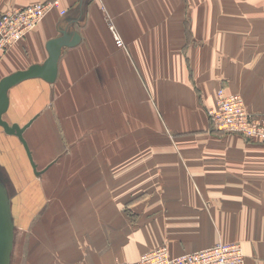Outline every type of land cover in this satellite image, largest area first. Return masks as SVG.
I'll use <instances>...</instances> for the list:
<instances>
[{"label":"crops","instance_id":"crops-1","mask_svg":"<svg viewBox=\"0 0 264 264\" xmlns=\"http://www.w3.org/2000/svg\"><path fill=\"white\" fill-rule=\"evenodd\" d=\"M39 1L45 0H0V13ZM60 2L64 14L53 9L10 50L0 48L1 79L44 63L49 42L64 31L81 37L63 48L54 82L30 78L9 91L5 118L12 108L13 122L22 123L21 115L33 119L24 137L43 171L35 172L26 152L24 169L37 180L14 210L16 225L29 251L46 245L47 257L28 264L136 262L164 243L177 255L218 241H238L246 264H264V143L215 129L208 113L220 87L264 112V0ZM72 114L155 119V147L140 150L154 164H140L136 186L145 195L133 202L134 219L125 213L133 196L124 175L130 165L123 166L121 182L108 175L64 185L50 177L62 170L50 161L63 151L45 155L46 145L31 132L52 131L50 119ZM72 125L66 123L71 131ZM68 188L81 189L72 201Z\"/></svg>","mask_w":264,"mask_h":264},{"label":"rangeland","instance_id":"rangeland-1","mask_svg":"<svg viewBox=\"0 0 264 264\" xmlns=\"http://www.w3.org/2000/svg\"><path fill=\"white\" fill-rule=\"evenodd\" d=\"M50 1H55V0H45L39 2H50ZM39 2L30 3L25 6ZM17 8L18 7L14 9ZM2 13L4 12H1L0 16ZM61 14L64 13L61 12ZM112 29H114L113 26ZM115 35L117 37H120L116 32ZM14 44H12L9 47L1 48V49H3L4 51L10 50L14 46ZM220 88L226 89L225 87H220ZM11 110L12 108L9 110V113L8 115H6V118L10 120V122L11 121L13 122L16 120L9 118V115L12 116ZM256 113L264 114V112H256ZM27 118L25 115H21V119L18 120L22 122L21 124H23L27 122L26 121ZM75 118L77 117L74 116V114L69 115L67 119H58V117L56 116L55 119H50L52 131L50 130V127H48V129L47 128L44 129V132L42 134L41 132L38 133L37 131L31 132V136L34 137L40 136L42 143L46 145L47 150L44 152L45 155L48 153L50 156V153L52 152L55 156V152L58 151L59 148L61 151H63L61 156L57 155L53 159L50 158L52 159L50 162L56 160L55 163L58 162L59 164L62 165V170L60 172H58L57 170H56L57 172L52 170L49 173L50 177L52 178V180L55 179L56 181L60 180L63 183L68 182L67 184L64 185H68L70 182L73 181H77V182L82 181L83 179L91 180L93 178L96 180V178H98L101 180L104 178V176H108V175L109 176L113 175V178L116 182H121L123 180V174H124L123 166L128 168L130 165L131 166L130 170L129 171L125 170V174H124L125 182L126 181L130 182L128 184H130V186L133 185V187L135 188L133 187L131 188L132 193H130V195L131 196L133 195L132 198L131 199L129 198L128 201L125 202V213L131 219L132 218L134 219L136 212L133 209L134 208L133 202L138 200L139 198H143L141 196L145 195V193H140L137 190L138 186H136L137 183H139V178H140L139 176L140 164H146L148 167L154 164L153 160H149L150 159L149 155L140 157V150L143 149V152L145 154H148L155 147V143H154L155 140L153 138L154 130H155L153 127V121L155 119H148V122L146 124L147 119L139 122V119H89V118L75 119ZM75 121L78 122L80 121L82 123V126L79 127L78 130H76V126L74 124ZM66 123H73L72 131L68 129ZM81 128L82 131L80 130ZM215 129L217 128L215 127ZM219 131H224V130H219ZM224 132L233 133L244 137L239 133L230 132V131H224ZM144 135L145 137H143ZM250 141L264 143V141L257 139H252V140L250 139ZM140 158L141 159L146 158V161H140ZM25 161H27V154L23 146V143L16 136L14 135L11 136L10 134L9 135L6 134L4 132V129L0 126V173L2 174V179L4 180L5 186L9 193L10 200L12 202L13 211L14 210L17 211V209H20V207L22 206V202L23 201L25 202L29 194L27 187L32 183V180L36 179L35 173L27 172V170L24 169V167H26L24 166L26 165ZM48 162L49 160L46 161L42 166H45ZM65 165L67 166L66 169L67 171H65V167H66ZM96 165L97 168L99 165H102V168L100 167L99 171H96ZM15 176L18 177L16 178ZM80 190L81 189L68 188L67 191L72 192V194H68L67 200L72 201V199H70L69 197L74 199L76 192H79ZM56 191L58 192L60 191V189H56ZM63 191L65 190L63 189ZM83 191H89V189H83ZM146 193L147 195L149 194L148 192ZM15 217L16 215L14 216V218ZM17 219H18V215H17ZM17 219L15 218V223ZM21 228L22 227L18 225H16L15 227V242L11 257V264H28L31 262L37 263L40 261H42L43 263V261H46L47 257L45 256L42 257L46 253V245L40 246L39 249L35 250L34 252L29 251L28 249L29 239L27 237V241H26V235L23 233V230ZM40 242L41 244H44L42 241ZM234 242L240 243L238 241H234ZM239 245L241 246L242 252H244L242 244L240 243ZM161 246L167 247L170 250V246L167 243L161 244L160 246H157L155 248ZM155 248L146 251H150ZM244 256H245V264H246L245 252H244ZM121 260L124 259H117L114 262Z\"/></svg>","mask_w":264,"mask_h":264},{"label":"built area","instance_id":"built-area-1","mask_svg":"<svg viewBox=\"0 0 264 264\" xmlns=\"http://www.w3.org/2000/svg\"><path fill=\"white\" fill-rule=\"evenodd\" d=\"M55 8H61L60 0L39 2L2 13L0 48L21 40ZM61 12L65 13L66 10L61 8ZM117 41L122 43L120 37H117ZM208 110L214 128L239 133L249 140L264 141V114L248 109L241 94L220 88L216 104ZM239 244L220 241L204 249L179 255H173L167 247L161 246L142 253L137 262L121 260L113 264H245L244 252Z\"/></svg>","mask_w":264,"mask_h":264},{"label":"water","instance_id":"water-1","mask_svg":"<svg viewBox=\"0 0 264 264\" xmlns=\"http://www.w3.org/2000/svg\"><path fill=\"white\" fill-rule=\"evenodd\" d=\"M78 32L72 34L64 31V34L52 39L48 44L49 56L44 63L32 64L26 69L16 70L0 79V126L8 134L16 135L22 141L28 157L39 175L43 171L38 170L32 150L24 137L26 129L33 119L21 124L10 122L5 114L10 107V89L16 84L30 78H42L48 82H54L58 76L59 59L65 46H72L80 41ZM12 202L0 173V264H11V257L15 242V218Z\"/></svg>","mask_w":264,"mask_h":264}]
</instances>
